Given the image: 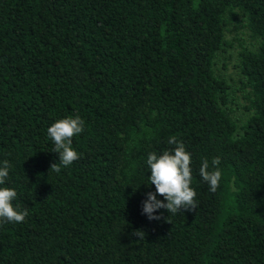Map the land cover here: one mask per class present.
I'll return each instance as SVG.
<instances>
[{
	"label": "trees",
	"instance_id": "16d2710c",
	"mask_svg": "<svg viewBox=\"0 0 264 264\" xmlns=\"http://www.w3.org/2000/svg\"><path fill=\"white\" fill-rule=\"evenodd\" d=\"M231 24L256 43L239 52L241 123L215 68ZM76 115L80 158L49 171L47 128ZM170 137L197 208L150 220L147 157ZM214 157L215 192L199 174ZM4 160L28 216L0 224V264H264V0H0Z\"/></svg>",
	"mask_w": 264,
	"mask_h": 264
},
{
	"label": "clouds",
	"instance_id": "9594fccd",
	"mask_svg": "<svg viewBox=\"0 0 264 264\" xmlns=\"http://www.w3.org/2000/svg\"><path fill=\"white\" fill-rule=\"evenodd\" d=\"M84 120L79 116H68L56 120L47 128V135L54 143L53 152L59 153V163H53L50 170L59 173L61 165L68 167L80 158L79 153L73 147V138L84 131ZM170 145L174 149L163 151L162 154L152 152L147 157V165L151 171L146 181L149 185H155V192H148L147 199L143 202V213L150 220L159 219L156 210L166 209L170 214H176L182 210H194L197 208V193L192 184L191 153L186 149L183 141L176 137H170ZM220 157H214L211 161L205 159L199 168V174L203 181L207 182L210 190L215 192L222 179V172L219 168ZM0 166V185H4L9 176L11 167L7 160ZM18 193L15 188L0 187V224L22 223L28 216V210H21L13 202L17 199ZM158 196H163V200ZM171 222V221H169ZM140 236V232H136Z\"/></svg>",
	"mask_w": 264,
	"mask_h": 264
},
{
	"label": "rangeland",
	"instance_id": "374dc122",
	"mask_svg": "<svg viewBox=\"0 0 264 264\" xmlns=\"http://www.w3.org/2000/svg\"><path fill=\"white\" fill-rule=\"evenodd\" d=\"M230 31H227L226 39L229 41V45L224 51H221L216 59V72L220 76H223L231 84V98L235 113L234 116L237 120L244 121L250 112L245 108L248 104L246 93L248 89L244 87L241 82V74L237 67L239 62V52L243 46H256V43L250 39L249 32L246 29L237 31L234 29V24L230 25Z\"/></svg>",
	"mask_w": 264,
	"mask_h": 264
}]
</instances>
